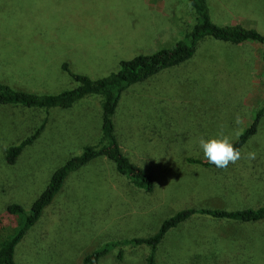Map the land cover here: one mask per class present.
<instances>
[{
	"label": "rangeland",
	"instance_id": "rangeland-1",
	"mask_svg": "<svg viewBox=\"0 0 264 264\" xmlns=\"http://www.w3.org/2000/svg\"><path fill=\"white\" fill-rule=\"evenodd\" d=\"M207 2L214 22L264 34V0ZM195 20L188 0H0V81L58 94L78 85L65 63L71 72L101 78L122 60L173 46ZM101 101L92 94L70 108L0 104V239L19 221L2 215L8 204L29 211L52 173L98 142ZM256 116L257 132L239 148L235 164L220 169L188 161L205 160L199 139L223 134L233 143ZM114 120L124 153L149 172L154 189L134 186L106 157L94 159L67 177L18 244L16 264H86L94 250L149 237L183 209L264 205L262 45L204 39L186 62L128 87ZM43 124L8 164L7 148ZM149 253L145 245L122 244L98 264H146ZM156 257L157 264H264V221L194 214L165 235Z\"/></svg>",
	"mask_w": 264,
	"mask_h": 264
},
{
	"label": "trees",
	"instance_id": "trees-1",
	"mask_svg": "<svg viewBox=\"0 0 264 264\" xmlns=\"http://www.w3.org/2000/svg\"><path fill=\"white\" fill-rule=\"evenodd\" d=\"M188 1L195 10L196 20L192 27L183 34L182 38L173 46L161 48L152 54H138L131 59L122 60L119 64V69L106 76L93 79L87 75L74 73L69 70L68 65L65 63L63 68L69 71L78 85L73 89L58 94H37L16 90L0 81V104H21L45 109L52 107L70 108L75 102L87 95L96 94L102 98L101 136L98 142L84 146L80 154L68 158L59 166L52 173L46 187L32 202L29 211H26L22 204L16 202L7 205L2 215L6 218L16 215L19 217V221L14 226L12 233L0 239V264H16L15 253L18 244L62 190L67 177L98 157L104 156L112 161L117 171L125 175L134 186L148 192L154 189V182L149 172L131 161V158L124 153L120 144L121 139L117 135V125L115 124L114 116L121 96L128 87L144 82L167 68L186 62L194 55L199 43L206 38L228 42L233 45L259 44L264 48V34L257 29L248 28L237 23L218 24L211 17L207 0ZM258 122L259 117H254L252 123L245 129L243 134L232 143L234 148H241L248 138L257 132ZM44 126L45 124L39 126L33 134L23 139L20 143L9 146L5 154L6 162L15 164L23 148L32 144ZM139 132L141 133V130ZM188 161L205 166H214L206 160L188 158ZM194 214L208 215L220 220L260 222L264 221V205L257 208L237 210L217 208L183 209L166 218L153 235L109 242L87 254L83 261L86 264H98L110 249L122 244H131L132 246L145 245L149 247L150 253L146 258V264H157V249L165 235ZM120 254L119 257L121 256Z\"/></svg>",
	"mask_w": 264,
	"mask_h": 264
},
{
	"label": "clouds",
	"instance_id": "clouds-1",
	"mask_svg": "<svg viewBox=\"0 0 264 264\" xmlns=\"http://www.w3.org/2000/svg\"><path fill=\"white\" fill-rule=\"evenodd\" d=\"M235 123H240L238 116ZM198 147L203 153V158L216 168H227L230 163L235 164L241 158L240 150L234 148L229 138L223 134L208 139H199ZM254 155V153H248V158L253 159Z\"/></svg>",
	"mask_w": 264,
	"mask_h": 264
}]
</instances>
